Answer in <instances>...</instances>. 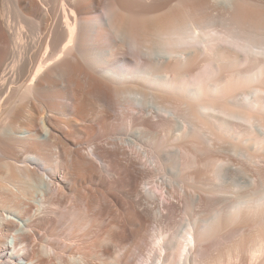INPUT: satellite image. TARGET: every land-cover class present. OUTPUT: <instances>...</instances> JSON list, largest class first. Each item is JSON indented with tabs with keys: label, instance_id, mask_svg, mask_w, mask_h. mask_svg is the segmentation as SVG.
Here are the masks:
<instances>
[{
	"label": "bare ground",
	"instance_id": "bare-ground-1",
	"mask_svg": "<svg viewBox=\"0 0 264 264\" xmlns=\"http://www.w3.org/2000/svg\"><path fill=\"white\" fill-rule=\"evenodd\" d=\"M0 264H264V0H0Z\"/></svg>",
	"mask_w": 264,
	"mask_h": 264
}]
</instances>
